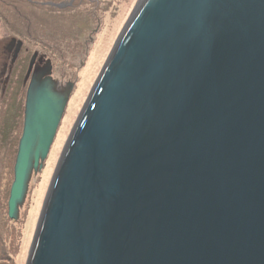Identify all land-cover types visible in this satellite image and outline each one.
<instances>
[{
  "label": "water",
  "instance_id": "obj_1",
  "mask_svg": "<svg viewBox=\"0 0 264 264\" xmlns=\"http://www.w3.org/2000/svg\"><path fill=\"white\" fill-rule=\"evenodd\" d=\"M33 105L11 217L60 121L47 95ZM26 264H264V0H140L70 131Z\"/></svg>",
  "mask_w": 264,
  "mask_h": 264
},
{
  "label": "rangeland",
  "instance_id": "obj_2",
  "mask_svg": "<svg viewBox=\"0 0 264 264\" xmlns=\"http://www.w3.org/2000/svg\"><path fill=\"white\" fill-rule=\"evenodd\" d=\"M139 2L140 0L61 2L63 9L56 10L59 14L49 18L51 22H59L50 23L56 35L53 37L46 32L45 35L52 38L41 37L45 41L23 37L21 30L16 25L13 30L0 12V264H26L43 202L70 131L116 39ZM14 19L22 20L15 15ZM48 29L49 27L45 28L47 31ZM99 47L100 62L98 61V66L96 63V72L72 119H68L67 127L63 128L66 116L71 111V104L77 98L83 79L82 71L88 67L93 53ZM52 89L57 92L53 93ZM41 95H47L51 102H56L59 106L63 102L66 104L65 110L60 109L64 113L58 129L61 137H58L57 132L50 152L45 158H40L37 165L31 158L23 195L11 217L8 200L15 176L20 137L26 121L25 114L30 108H34L33 102ZM59 138L62 142L56 150L52 171L44 188L45 172L53 156L51 152ZM42 190L35 225L26 246L31 211Z\"/></svg>",
  "mask_w": 264,
  "mask_h": 264
},
{
  "label": "trees",
  "instance_id": "obj_3",
  "mask_svg": "<svg viewBox=\"0 0 264 264\" xmlns=\"http://www.w3.org/2000/svg\"><path fill=\"white\" fill-rule=\"evenodd\" d=\"M63 0H0V12L2 18L6 20L10 27L21 30V35L30 40L45 41L41 37H50L47 33L54 37L56 31H53L52 24H59L56 20L49 18L57 16L63 8L60 6ZM15 16H20L21 19H14ZM59 19V18H55ZM16 20V21H14ZM49 27L48 31L45 28ZM56 28V27H54ZM55 30V29H54ZM52 38V37H50Z\"/></svg>",
  "mask_w": 264,
  "mask_h": 264
},
{
  "label": "bare ground",
  "instance_id": "obj_4",
  "mask_svg": "<svg viewBox=\"0 0 264 264\" xmlns=\"http://www.w3.org/2000/svg\"><path fill=\"white\" fill-rule=\"evenodd\" d=\"M100 51H101V47H99L98 49L96 48L95 52L93 53V55H92V57L90 59V63L88 64V67L84 71H82V74H83L82 78L83 79H82V82H81L79 90H78L77 98L74 99V103L71 104L72 108H71L70 113L66 116V121L64 122L63 128H65V126L67 127V125H66L67 124V120L68 119L69 120L72 119L73 113L76 112L75 110L79 106V104L81 102V99L83 98V96L85 94V90L88 87L92 77L94 76V73L96 72L95 71V66H96V63H97V66H98V64L100 62L99 61L100 60V57H99ZM63 104H64V102L62 103V105ZM59 132H60V130H59ZM59 132H58V134H59ZM64 135H65V131H64ZM58 137H61V134H59ZM62 139H63V137H62ZM62 139L59 138L56 141L55 146H54V148H53V150L51 152V155H53V156L51 157V159H50L51 163L49 164V166H48V168L46 169V172H45L44 188L46 186L45 184H46L48 178L50 177V174H51V171H52V166H53L52 164H53L54 159L56 157V150L59 147V144L62 142ZM42 193H43V190H42V192H40V196L37 199L38 202L35 204V207H33L32 211H31V218H30L31 220H30L29 225H28L29 227H28L27 237H26V246H27V243H28L27 242L28 239L31 238V234L30 233L32 231V228L35 225V220H36V215H37V208H38V206H40L38 204L40 202V198H41V194Z\"/></svg>",
  "mask_w": 264,
  "mask_h": 264
},
{
  "label": "flooded vegetation",
  "instance_id": "obj_5",
  "mask_svg": "<svg viewBox=\"0 0 264 264\" xmlns=\"http://www.w3.org/2000/svg\"><path fill=\"white\" fill-rule=\"evenodd\" d=\"M7 71V70H6ZM52 92L53 93H56L55 92V90L54 89H52ZM63 106V105H62ZM62 106H61V109H63V110H65V106H66V104H64V108H62ZM26 108H27V106H25ZM24 110H25V108H24ZM30 111L31 110H29V112L27 113L26 112V121H24L25 122V126L23 127V131H22V136L20 137V139H22V137H23V135H24V132H25V129H26V122L28 121V118H29V116H30ZM62 111V110H61ZM25 113V112H24ZM63 115H64V113H63V111L61 112V114H60V121H59V124H58V127H57V130H56V133H55V136H54V139H53V142H54V140H55V138H56V136H57V132H58V129H59V126H60V123H61V120H62V117H63ZM53 142H52V144H51V146H50V148H49V150H48V153L50 152V150H51V148H52V145H53ZM47 153V154H48ZM46 157V156H45ZM45 157H43V158H45Z\"/></svg>",
  "mask_w": 264,
  "mask_h": 264
}]
</instances>
